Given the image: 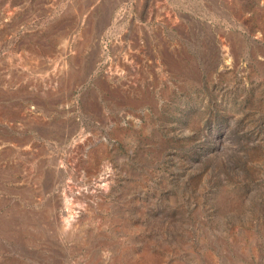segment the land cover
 Masks as SVG:
<instances>
[{
  "label": "rangeland",
  "instance_id": "1",
  "mask_svg": "<svg viewBox=\"0 0 264 264\" xmlns=\"http://www.w3.org/2000/svg\"><path fill=\"white\" fill-rule=\"evenodd\" d=\"M0 264H264V0H0Z\"/></svg>",
  "mask_w": 264,
  "mask_h": 264
},
{
  "label": "bare ground",
  "instance_id": "2",
  "mask_svg": "<svg viewBox=\"0 0 264 264\" xmlns=\"http://www.w3.org/2000/svg\"><path fill=\"white\" fill-rule=\"evenodd\" d=\"M215 1H216V0H215ZM68 208H69V206H66V208H65V210H67V212L69 211Z\"/></svg>",
  "mask_w": 264,
  "mask_h": 264
}]
</instances>
